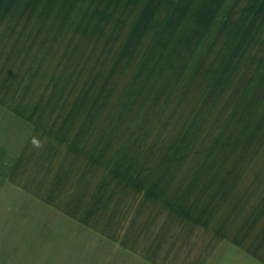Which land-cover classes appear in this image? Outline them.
<instances>
[{"label": "rangeland", "instance_id": "obj_1", "mask_svg": "<svg viewBox=\"0 0 264 264\" xmlns=\"http://www.w3.org/2000/svg\"><path fill=\"white\" fill-rule=\"evenodd\" d=\"M158 2L0 0V143L31 140L40 165L29 188L0 190V264H264V227L243 226L264 185L225 202L227 172L207 210L182 208L194 171L228 164L222 81L215 67L184 73V52L166 65Z\"/></svg>", "mask_w": 264, "mask_h": 264}, {"label": "crops", "instance_id": "obj_2", "mask_svg": "<svg viewBox=\"0 0 264 264\" xmlns=\"http://www.w3.org/2000/svg\"><path fill=\"white\" fill-rule=\"evenodd\" d=\"M152 9L149 26L156 23L159 26L160 45H165L160 48L173 49L166 65L182 58L184 52L180 63L186 68L184 73L193 66H208L219 68L217 71L221 74L215 106L221 107L223 116L221 125L216 126V131L220 132L216 142L229 154L216 161L228 164L222 167L220 174L209 173L202 177L203 172L194 171L193 178L198 176L199 182L188 187L185 193L182 191V208L193 213L207 210L208 194L215 196L214 191L227 179V172L235 181L225 202L237 203L243 197L239 187L243 190L251 184L264 185V0H159ZM172 23L174 30L177 29L174 32H170ZM167 34L168 38L163 41ZM254 59L257 60L255 66ZM200 123L192 128V140ZM32 145L29 140L23 144L22 151L16 152L0 143V190L16 185L24 189L31 186L32 173L40 166L32 165L35 157ZM42 154L37 157L38 163L44 160ZM196 162L202 163L203 157L199 156ZM246 178L252 182H243ZM209 179L216 181L214 187L210 186ZM46 181L40 183L43 189ZM250 191L246 188V192ZM253 197H262L249 200L254 204L252 211L256 212L252 219L258 222L243 226L264 227V193L256 191Z\"/></svg>", "mask_w": 264, "mask_h": 264}]
</instances>
